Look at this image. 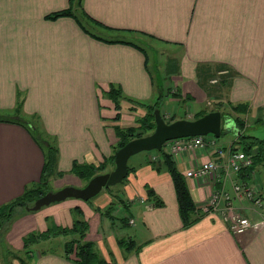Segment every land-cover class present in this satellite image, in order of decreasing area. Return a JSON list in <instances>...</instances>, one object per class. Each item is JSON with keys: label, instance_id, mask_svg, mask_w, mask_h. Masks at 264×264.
<instances>
[{"label": "crops", "instance_id": "0c3cea01", "mask_svg": "<svg viewBox=\"0 0 264 264\" xmlns=\"http://www.w3.org/2000/svg\"><path fill=\"white\" fill-rule=\"evenodd\" d=\"M67 9L70 15L51 17ZM155 45L169 52L162 68L155 62L156 76L150 71L146 49L155 51ZM217 73L219 82L211 84ZM157 84L168 87L158 94L162 102L170 92L172 100L203 105L207 112L227 110L235 140L223 145V150L230 147L247 153L243 144L253 136L241 139L235 125L244 134L250 118L264 122V0H0V117L26 118L13 112L19 95L22 114H36L47 133L57 136L61 153L57 170L64 175L57 180L61 186L83 187L93 171L105 173L120 143L118 132L136 128L137 119L145 115L128 101L117 111L105 97L109 88H119L126 98L143 102L154 99ZM207 112L199 109L191 114L187 106L183 119L195 120ZM96 114L113 127L106 137L101 136L99 149L92 147L88 137ZM125 116L136 123L124 121ZM202 138L217 144L209 136ZM163 146L162 152H148L152 163L136 161V168L128 172L129 183L116 186L118 194L104 192L95 209L79 202L64 204L68 209L80 208L82 214L77 217L85 222L61 205L25 217L32 223L37 219L39 230L45 229L47 216L56 229L73 226L70 230L77 232L75 224H81L78 236L67 242L97 241L99 250L115 255L114 261L106 257L102 264H264V210L236 208L257 224L240 235L231 234L218 215L189 224L181 219L170 171L185 183L194 210L213 187L231 190V183L214 175L187 178V172L208 160L225 162L226 154L221 158L210 147L172 154L167 142ZM248 153L255 155L257 146ZM259 153L256 163L264 166V149ZM43 164V151L26 128L0 122V206L38 182ZM76 164L85 172L77 174ZM99 166L105 169L97 170ZM244 174L239 178H245ZM111 204L120 207L113 213L117 219L127 212L133 223H109L103 212ZM101 215L104 221L98 222ZM127 225L130 231L123 228ZM112 232L120 234L122 249ZM125 235L132 237L123 240ZM66 246L38 251L34 264H82L75 251L71 253L77 246L71 250Z\"/></svg>", "mask_w": 264, "mask_h": 264}, {"label": "rangeland", "instance_id": "374dc122", "mask_svg": "<svg viewBox=\"0 0 264 264\" xmlns=\"http://www.w3.org/2000/svg\"><path fill=\"white\" fill-rule=\"evenodd\" d=\"M78 7L79 6L77 4V8ZM143 40H145V39H141L139 42L143 43ZM160 47H162V46L155 45V51L151 48H146L148 51V54H149V68H150V71L152 72V74L155 76H156V68L154 65L155 62L158 63L159 68H162L163 63H164L163 60H165L167 54L169 53L167 51V48H165V47H162L161 51L159 52ZM157 49H158V51H157ZM214 78L217 79V82L214 84H217L220 80L219 73L214 75ZM214 78H212V79H214ZM158 80L159 79L156 77L155 81H158ZM157 87H158V90H157L155 97L157 96V98H158V94L160 93L161 89L162 88H168V87L165 84H161V85L157 84ZM165 91H163V92L167 93ZM105 97L107 99H109L107 94L105 95ZM155 97L153 100L143 101L144 104L142 106H140L137 109V111L144 110L145 115H146L147 110L145 109V107L146 106L153 107L155 105L154 102L157 100V98H155ZM123 102H126V101H123V100L121 101V109H122V103ZM129 105H131V104L129 103ZM101 106L104 107V104H101ZM187 106L189 107V112L191 114L199 111V109L200 110L202 109L203 111H206V112L209 111V108L203 107V105H194L193 106L189 103H185V102L181 103L178 101H174V100H172L171 93L168 92L167 97H165L163 102L159 105V112H160V115H163L166 119H167V117H170V116H175L177 119H183L184 116L187 117V113L185 114V112L187 111ZM22 108H23V98H21V96L17 95L15 105L13 108V112L15 114L20 115V116L26 117V118H23V120H17V121H19V122L25 121L27 123L28 132H30L31 135H32V132L37 133L36 135H38V139H43L45 141L52 142V144L56 148V156L58 159L60 157L61 153L59 154V149H58V145H57V143H58L57 136L49 135L47 133L46 129H44L39 117L36 114L27 115V116L23 115L22 114ZM154 109L157 110L156 108H154ZM102 110L103 109L101 108V111ZM216 111H219L221 113V119L223 120V122L227 123L226 127H224V129L226 131H225V133L222 131L223 133L218 138H215L214 136H211V135H206L203 137L209 136V137L213 138L217 142L216 147L217 146L222 147L223 145H225L227 147V142H231L232 140H235L234 139V133H233L234 130L232 128L234 126V124H233V121L230 120V118L228 116L230 114H228L227 110L219 109ZM101 115L100 114L94 115L95 120H91L92 121V123L90 124L91 129H90V133L88 136V137L92 138V147H97L98 149L100 148V138L102 141L101 136L104 137L105 133L106 134L108 133L109 128L110 129L113 128L109 124V120L103 118ZM142 116L143 115H141V116L139 115L138 117L140 118ZM137 120H139V119H137ZM124 121H127V122L132 121L133 123H136L135 118H129L127 116H125ZM101 123L109 125V126H102ZM248 126H249V128L244 130L243 135L244 136H247V135L253 136V140L251 141V143L253 145L259 147L262 151L264 149V122L261 124H258V123H255L254 120H252L250 118L248 120ZM152 131L153 130L145 131V134L151 133ZM98 132H100V136H98V134H97ZM40 144H43V143L40 141ZM67 146L68 145H66V147ZM162 148H163V150H165L166 146H163ZM118 149L119 148L117 147L116 150H118ZM42 151H43V154H45V150L43 149ZM153 151H156V150H153ZM156 152L159 153L158 151H156ZM147 153L148 152H146V151H141V152H138V153L132 155L131 157H129V159L127 161V166L129 167L128 172H130L132 170V168H136V166H135L136 161H142L144 163H146V162L150 163L151 162L150 161V154L148 153V155H147ZM112 164H113V159L111 161V166H108L106 171L107 170L109 171L113 168ZM87 170H88V167H87ZM56 172H58V173L57 174L55 173L53 176L50 177V180L48 181V186L42 187V191H44L46 193L56 192L57 190L68 186V185L61 186V184L57 183V180L59 178H62L64 175H60L59 171H56ZM255 173L257 175H256L255 180H254V185L257 187V189H259V186L260 187L264 186V166L262 164L257 165V163H256ZM128 176L129 175L127 174L126 177L120 183H118L114 186H111L108 188L107 187L103 188L99 192V194H97L95 197H93L87 201H82V200L73 199V198H67L64 201L53 202V203H50L49 205L42 206L37 211H27L26 208H25V210L23 208H16L12 214L11 219L9 221H7L6 224L0 229V264H34V258L36 257V255H37L36 253L38 251L46 252V251L51 250V249L56 250L57 248L62 247L63 244L67 245V241L71 240V238L76 236V235L78 236L77 232L80 231L81 224H77L75 226V228L77 229V232L70 230L73 228V226H72V228H69V229L67 228L63 232L52 234V231L55 230L57 227L53 224L51 216H47V221L46 220L44 221V223H45V229L44 230H39V229H41V226L38 223H37V228H35L37 219L34 221V223H32L25 216H27L28 214H38L39 215V213L41 214V212H43L46 208H49L51 206L61 205L62 207L68 209L69 206H66L64 204L72 205L71 202H79L82 204H86L87 206L91 207L92 209H95L96 208L95 202L100 200V198L102 197V194H104V192H106V191L111 193V194H118V192H116L114 188L116 186H123L124 183H129ZM86 179H87V181H89L91 178H86ZM243 180H246V178H243ZM38 182H39V180H38ZM38 182H36V183H38ZM69 187L81 188V186H69ZM144 188L146 190V185L144 186ZM262 188H264V187H262ZM227 191L231 192L230 189ZM151 201L153 202V200H151ZM7 204H9V203H6L4 205H7ZM232 206L234 208L249 207V206H251V203L248 200H246L245 198H240L239 200L238 199L232 200ZM255 208L258 211H260V208H257V207H255ZM66 212L67 213L70 212L69 214L72 217H74L75 219L80 218V221L85 222L83 218L77 217L78 215H80L79 213L82 214L80 208L75 209L74 207H71V209L66 210ZM124 213L127 215V212H124ZM100 218L101 219H99L98 222L104 221V218L102 215ZM122 218H124V217H122ZM263 218H264V215H263ZM124 220L127 223V219L124 218ZM108 222L110 223L109 220H108ZM123 228H125L127 231H130L132 227L127 225ZM84 232H85V230H84ZM111 234L113 235V239L120 241V234H117L116 232H112ZM123 234H124V232H123ZM127 236H130V235H125L124 238H122V239L127 240L128 239ZM130 237H132V236H130ZM21 241H22V243L24 242V244H23L24 246L21 245ZM85 242H87V241L81 240V241L74 243L72 245H68V248L71 250L75 246H79L81 244H84ZM107 242H108L107 240H105V239L103 240V243H105V249H106V251L109 252V247L107 245ZM37 243H40L42 245L37 244ZM90 243H91V246H90L91 250L96 252V255L93 257V260H92L93 262H99V261L100 262H106L107 258H109L111 261L112 260L114 261L115 255L113 253L105 254L102 250H99L100 248L98 247L97 241L90 242ZM122 244L123 243L119 244V247H121V249L123 248ZM73 251H75V249L71 250V253H73Z\"/></svg>", "mask_w": 264, "mask_h": 264}, {"label": "trees", "instance_id": "16d2710c", "mask_svg": "<svg viewBox=\"0 0 264 264\" xmlns=\"http://www.w3.org/2000/svg\"><path fill=\"white\" fill-rule=\"evenodd\" d=\"M77 1H78V3L81 2V0H77ZM68 15H70L69 9L57 12V13L53 14L51 17L55 19L57 17L68 16ZM107 96L110 98V100L112 101V103H113V105L117 111H120V109H121V101L122 100L130 102V104H132L135 107H140L144 104V102H135L133 100L126 98L123 95L122 91L119 88H115V87L109 88ZM161 103H162V96H158L157 100L154 102L155 105L153 107H148V106L145 107V109L147 110V113L142 119L137 120L138 125L136 128L129 129V130H121L118 132V135L120 137V143L118 145V148H120L126 142H128L134 138H138V137H142V136L147 135V134H145V131H150V130L154 129V127H155V122H154V111H155V109L154 108H156L159 111V105ZM118 115L119 114H117L116 119H119ZM199 115H200V113L197 116H199ZM161 117L167 123L175 121L174 116L172 118H170L169 120H166L163 115H161ZM17 120H19V118H2V117H0V122L18 124V125L26 128V130L28 131L27 123L25 121L19 122ZM235 126L237 127V129L240 132L239 136L241 135V139L243 138L244 140H246L247 136H244L241 133L242 130H241L240 126H238V124ZM222 133L223 132L221 131V134ZM36 134L37 133L32 132V135H31L32 138L36 141V143L39 145V147H41V149L43 148L45 150L44 164H43V167L41 170V176H40L39 182L34 183V184H30L29 186H26L23 193L19 197L8 202L9 204H7V205L0 206V229L6 224L7 221H9L11 219L12 214L16 208H23L25 210L26 207H31L37 198L44 195L46 192L42 191V187H44V186L47 187L48 181L50 180V177L53 176L55 173L56 174L58 173V172H56L58 170H57V156H56L55 146L50 141L48 142V141H45L43 139H38V135H36ZM252 140H253V138L251 139V141ZM40 141L43 144H40ZM246 141H247V143H244L243 146L246 145L249 148V149L246 148V151L248 153V151L254 149L255 146H253L254 147L253 148L252 147L253 144L248 140H246ZM162 151L163 150H160V152H162ZM153 152H156V151H153ZM259 152H262V151L259 147H257V153L255 154L256 156L252 155L253 161H252L251 167L241 172V175H243L244 172H247L246 175L244 174L245 178L249 176V173L251 170L253 171V169H252L253 164H255L256 162H259L258 161V159H260V158H258V155L260 154ZM150 160H152V157L150 158ZM85 169L86 168H83V166L79 165V164H76V166H75V172L77 174L78 173H84ZM96 169L97 170L98 169L103 170L105 168H104V166H99ZM128 171H129V168H128ZM102 173L103 172L98 173V174H102ZM59 174L63 175L60 172H59ZM98 174H95V171H93V174L90 176V178H92ZM170 174H171V177H172V180L174 183V187H175V191L177 194L179 213H180L181 219L183 221V224H189L194 219L196 220L197 218L200 217L198 214L199 210L196 207L193 210V204H192L191 198L189 196V193L186 189L185 183L183 182V180L178 181V179H180L179 178L180 175L178 173H176L173 169L170 171ZM86 181H87V179H86ZM148 193H150L149 195H152V192H148ZM155 203L160 204V201L157 200ZM118 206L119 205H115L113 208V205L111 204L103 212V214L105 215V217L108 218V220L111 223H115L116 221H119L121 225L122 224L126 225L127 223L124 220V218L123 219H117V217L113 215V213L115 214L117 212ZM192 210H193V213H192ZM75 226H76V224H75ZM63 231H64L63 229L58 228V229L53 230L52 234L60 233ZM82 236H83V232H81V234H80V237H82ZM79 241H80V238L78 240H72L71 242H67L66 247H68V245H72V244L77 243ZM118 243L120 244L123 242L118 241ZM90 246H91L90 242H85L84 244L77 246V248L75 250V254L77 256H79V258H80L79 261L82 264H102V263H104V262H100V261L99 262H93L92 261L93 257L96 255V252L91 250Z\"/></svg>", "mask_w": 264, "mask_h": 264}, {"label": "built area", "instance_id": "2783aa9c", "mask_svg": "<svg viewBox=\"0 0 264 264\" xmlns=\"http://www.w3.org/2000/svg\"><path fill=\"white\" fill-rule=\"evenodd\" d=\"M216 82V78L210 81L212 84ZM167 143L172 154H176L183 149H205L207 147H210L221 158L226 154L225 162L220 158L218 160H208L188 171L186 174L187 178H203L211 175L216 177L222 176L224 180H229L231 183V192L223 190V188L218 189L213 187L209 197L201 202L199 208H197L200 217L211 215L220 216L229 232L233 235L243 234L247 230L257 226L255 222L252 223L248 217L242 215L232 206V200L245 198L251 203L254 210H257L255 207L264 210V193L253 185L254 172L251 170L248 176L249 178L246 177L248 178L246 180L239 178L240 173L252 165L251 153L235 152L230 147L226 148L225 151L222 147H216L213 141L205 142L201 136L175 139ZM231 174H234L235 177L232 178ZM119 210L120 207L118 206L117 212ZM127 215L124 214V218L131 225L133 223L132 219ZM262 222H264V218H262Z\"/></svg>", "mask_w": 264, "mask_h": 264}, {"label": "water", "instance_id": "95a60500", "mask_svg": "<svg viewBox=\"0 0 264 264\" xmlns=\"http://www.w3.org/2000/svg\"><path fill=\"white\" fill-rule=\"evenodd\" d=\"M154 122L155 127L151 133L126 142L114 152L113 168L111 170L92 177L81 188L67 186L56 192H48L37 198L31 207H26V210L37 211L42 206L64 201L67 198L87 201L99 194L103 188L114 186L126 177L128 174L127 161L132 155L141 151H160L163 144L179 138L203 137L206 135L218 138L221 130L227 125L221 119L219 111L207 112L195 120L178 119L167 123L161 117L159 111L155 110ZM236 132V134L240 133L238 129Z\"/></svg>", "mask_w": 264, "mask_h": 264}, {"label": "bare ground", "instance_id": "6f19581e", "mask_svg": "<svg viewBox=\"0 0 264 264\" xmlns=\"http://www.w3.org/2000/svg\"><path fill=\"white\" fill-rule=\"evenodd\" d=\"M169 154V153H168Z\"/></svg>", "mask_w": 264, "mask_h": 264}]
</instances>
